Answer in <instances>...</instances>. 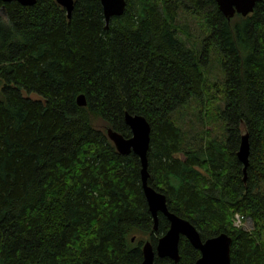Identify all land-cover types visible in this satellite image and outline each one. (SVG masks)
Returning <instances> with one entry per match:
<instances>
[{
    "label": "trees",
    "instance_id": "trees-1",
    "mask_svg": "<svg viewBox=\"0 0 264 264\" xmlns=\"http://www.w3.org/2000/svg\"><path fill=\"white\" fill-rule=\"evenodd\" d=\"M181 10L203 21L202 49L188 43ZM5 17L0 264L142 263L144 242L156 245L170 222L160 213L154 229L140 158L108 137V128L131 136L126 111L151 124L148 181L169 209L203 239L228 233L231 264H264V0L231 19L216 0H127L108 28L101 0H74L70 17L57 0H0ZM213 47L225 71L218 83L206 74ZM193 100L203 134L191 139L180 114ZM246 132L245 179L237 151ZM234 211L253 229H234ZM200 256L182 236L179 261L156 255L154 264Z\"/></svg>",
    "mask_w": 264,
    "mask_h": 264
},
{
    "label": "water",
    "instance_id": "water-1",
    "mask_svg": "<svg viewBox=\"0 0 264 264\" xmlns=\"http://www.w3.org/2000/svg\"><path fill=\"white\" fill-rule=\"evenodd\" d=\"M10 2L13 0H2ZM23 5H34L37 0H17ZM63 6L69 17L74 8V0H57ZM220 11L229 19L236 14L247 16L255 9L257 0H216ZM103 11L109 26L113 16L122 15L127 7V0H101ZM77 102L81 106L87 104L85 94L77 97ZM125 121L131 129V136L108 128L107 133L110 140L115 145L117 151L128 155L134 153L138 155L141 162V180L143 191L148 202V206L154 219V229H158L159 214L162 213L170 222L167 232L161 236L156 245L150 240L143 244V261L141 264H154L155 256L169 257L175 261L180 259V240L184 236L188 241L201 252V256L192 264H231L232 237L222 232L218 235L203 239L198 228L188 219L183 218L171 211L168 207L167 196L149 184L150 173L148 170V150L151 141V124L147 118L140 114L125 113ZM250 136L244 133L241 138L237 156L243 163L245 179L249 165ZM134 240V238H133Z\"/></svg>",
    "mask_w": 264,
    "mask_h": 264
},
{
    "label": "rangeland",
    "instance_id": "rangeland-1",
    "mask_svg": "<svg viewBox=\"0 0 264 264\" xmlns=\"http://www.w3.org/2000/svg\"><path fill=\"white\" fill-rule=\"evenodd\" d=\"M181 15L179 16V22L182 25V29L191 34L189 44H192L191 41H195L198 44L200 49L203 48L201 40H203L207 36V32L205 31V26L203 21L198 18L193 17L189 13L185 12V10L180 11ZM183 38H187L185 34H182ZM207 76L212 80V83H218L225 78V71L222 64V55L218 51L216 47H213L210 51L209 55V63L206 68ZM209 74V75H208ZM220 99H222L221 104L222 106L225 105L224 97L222 94H216ZM197 102L195 100L192 101V105L189 108L185 109V113L181 116V123L184 124L185 129L190 132V138L197 136L199 133L203 134V127L202 124L199 122V118L195 115L194 112H197ZM208 117V115H207ZM222 124V121H220ZM215 123L213 127H215V131L213 132L214 135L221 134L222 125ZM192 132V133H191ZM251 222V229H253V221L248 218ZM250 229V230H251ZM134 240L136 236H133ZM146 240V239H145Z\"/></svg>",
    "mask_w": 264,
    "mask_h": 264
},
{
    "label": "clouds",
    "instance_id": "clouds-1",
    "mask_svg": "<svg viewBox=\"0 0 264 264\" xmlns=\"http://www.w3.org/2000/svg\"><path fill=\"white\" fill-rule=\"evenodd\" d=\"M0 22H3L4 24H10V21H8L6 17L3 19V21H0ZM229 219H230L231 226L234 229H238V230H250L251 229L250 220L248 219L247 215L242 212L234 211Z\"/></svg>",
    "mask_w": 264,
    "mask_h": 264
}]
</instances>
